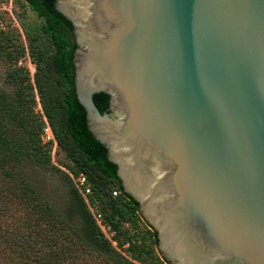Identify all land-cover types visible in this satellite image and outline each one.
I'll return each instance as SVG.
<instances>
[{"label":"water","instance_id":"obj_1","mask_svg":"<svg viewBox=\"0 0 264 264\" xmlns=\"http://www.w3.org/2000/svg\"><path fill=\"white\" fill-rule=\"evenodd\" d=\"M54 4L87 126L160 257L264 264V0Z\"/></svg>","mask_w":264,"mask_h":264},{"label":"trees","instance_id":"obj_2","mask_svg":"<svg viewBox=\"0 0 264 264\" xmlns=\"http://www.w3.org/2000/svg\"><path fill=\"white\" fill-rule=\"evenodd\" d=\"M23 1L42 17L41 33L50 51L29 42L34 83L25 67L15 66L7 72L11 89H0V264H161L166 260L155 253L157 232L146 224L150 229L142 233L138 202L124 191L116 164L87 126L74 87L71 21L55 8V0ZM10 40L0 32V51L17 62L25 50L19 47L12 57ZM35 94L57 145L71 163L68 171L86 175L89 203L116 229L120 246L129 242L124 254L102 235L69 174L51 163L50 142L41 139L45 122L34 110ZM93 100L100 112L108 109L107 93H95ZM28 163L56 171L71 185L81 227L68 222L27 177ZM148 236L150 243L145 241Z\"/></svg>","mask_w":264,"mask_h":264},{"label":"rangeland","instance_id":"obj_3","mask_svg":"<svg viewBox=\"0 0 264 264\" xmlns=\"http://www.w3.org/2000/svg\"><path fill=\"white\" fill-rule=\"evenodd\" d=\"M6 1L11 5V12L0 11V32L6 33L11 38L10 51L12 57L20 51L19 47H23L25 51L22 56L19 57L17 62L4 57L0 51V89H11L12 84L8 79L7 72L9 69L15 66L25 67L30 76L31 83H34L33 74L35 72V64L29 54V42H31L33 45H37L40 49H43L45 53H49L50 51L49 43L46 37L41 33V26L43 24L42 17L38 16L37 13L33 11L23 0ZM34 91L36 90L34 89ZM35 100L36 105L34 110L39 115H41V118L45 122L46 118L42 114V108L36 94ZM49 146L51 163L61 170L67 172V165H70L71 163L67 159L63 150L59 148L56 141H51ZM26 175L47 195L50 202L66 218L68 222L77 227H81V220L75 205L77 193L74 191L71 185L65 182L59 173L51 169H46L43 166L28 163L26 166ZM139 224L141 225L140 229L142 233H145L150 229L147 226L148 223L143 217L141 218ZM145 241L147 243L151 242L149 236ZM155 253L160 256L156 246Z\"/></svg>","mask_w":264,"mask_h":264},{"label":"built area","instance_id":"obj_4","mask_svg":"<svg viewBox=\"0 0 264 264\" xmlns=\"http://www.w3.org/2000/svg\"><path fill=\"white\" fill-rule=\"evenodd\" d=\"M11 5L9 2H7L6 0L4 1H0V11H7V12H11L10 9ZM41 139L43 140V142H51V141H55L54 139V135L52 133V130L49 126V124L47 123V121H45V126L43 127V132L41 134ZM67 173L69 174L72 183L74 185V187L76 188V190L83 196V198L85 199L92 215L93 218L95 220L96 225L98 226L99 230L101 231L102 235L108 239L112 246L119 252L121 253H125V249L127 247H129V242H125L124 244H122L121 246L118 244L116 236H117V231L116 229H114L112 227V225L108 222H106L103 219V216L100 212H98L96 210V208L91 205L89 203L88 200V195L91 193V187L89 184V181L86 177V175L82 172L76 174H73L70 171H67ZM119 191L118 190H113L112 191V195H117ZM161 264H167L164 260Z\"/></svg>","mask_w":264,"mask_h":264}]
</instances>
